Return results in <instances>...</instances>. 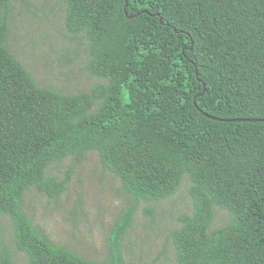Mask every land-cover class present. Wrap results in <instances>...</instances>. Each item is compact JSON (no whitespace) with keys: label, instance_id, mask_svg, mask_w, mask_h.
Returning a JSON list of instances; mask_svg holds the SVG:
<instances>
[{"label":"trees","instance_id":"trees-1","mask_svg":"<svg viewBox=\"0 0 264 264\" xmlns=\"http://www.w3.org/2000/svg\"><path fill=\"white\" fill-rule=\"evenodd\" d=\"M59 1L66 31L86 41V70L104 84L76 94L39 86L10 52L13 5L0 0V264H14V252L27 264H125L139 205L183 182L192 209L168 236L176 264H264V0ZM87 153L128 200L99 262L53 244L21 209L32 190L58 200L73 170L48 171ZM215 207L230 218L210 229Z\"/></svg>","mask_w":264,"mask_h":264},{"label":"rangeland","instance_id":"rangeland-1","mask_svg":"<svg viewBox=\"0 0 264 264\" xmlns=\"http://www.w3.org/2000/svg\"><path fill=\"white\" fill-rule=\"evenodd\" d=\"M12 5L9 49L39 86L76 94L104 84L86 70V41L66 31L64 6L59 0H12ZM121 102H128L125 95ZM69 168L73 172L67 190L58 200L32 190L26 193L21 209L35 229L53 244L86 260L102 261L108 228L128 200L119 181L102 170L95 153H87L80 164L67 159L52 166L48 174L61 177ZM149 209L152 215H148ZM191 209L186 182L169 199L141 203L122 242L125 264H176L168 236L179 228L178 217L189 214ZM229 218L227 211L215 207L210 229L223 226ZM1 227L14 252L8 220H2ZM14 264H27L25 256L14 252Z\"/></svg>","mask_w":264,"mask_h":264},{"label":"water","instance_id":"water-1","mask_svg":"<svg viewBox=\"0 0 264 264\" xmlns=\"http://www.w3.org/2000/svg\"><path fill=\"white\" fill-rule=\"evenodd\" d=\"M128 19H131V16L126 15ZM196 76H197V72H196ZM203 92H205V87L203 86ZM253 122L252 120H227V122Z\"/></svg>","mask_w":264,"mask_h":264}]
</instances>
